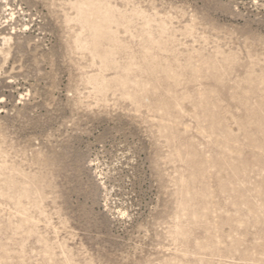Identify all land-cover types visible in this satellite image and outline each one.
Listing matches in <instances>:
<instances>
[{"label": "rangeland", "instance_id": "374dc122", "mask_svg": "<svg viewBox=\"0 0 264 264\" xmlns=\"http://www.w3.org/2000/svg\"><path fill=\"white\" fill-rule=\"evenodd\" d=\"M75 1L0 0V264H264V0H104L102 94Z\"/></svg>", "mask_w": 264, "mask_h": 264}, {"label": "bare ground", "instance_id": "6f19581e", "mask_svg": "<svg viewBox=\"0 0 264 264\" xmlns=\"http://www.w3.org/2000/svg\"><path fill=\"white\" fill-rule=\"evenodd\" d=\"M75 10V18L70 21L80 25L82 29H85L91 34L92 37V52L94 57L100 60L101 67L98 72L93 75L86 76L84 82L92 86L96 93L102 94L105 92L110 85L116 84L117 86H126L129 83V75L133 71L130 69L125 74H119L114 79L107 80L104 72L110 68V65L114 64L115 52H128L129 48L120 43L116 37L115 32L112 31V25H119L120 21L127 19L125 14L119 13L111 6H109L104 0H76L72 5ZM68 21V19H66ZM128 26H125L127 29ZM162 30V29H161ZM160 30V32H162ZM186 32L191 30L190 27L185 28ZM81 38L77 35L72 37L75 49L84 50L87 49L86 44H81ZM101 40H107L110 46L107 50L101 51L100 42ZM147 43L150 46H155L156 41L148 35ZM141 56L144 62L145 71L148 75L153 76L160 69V65L157 60L152 56L150 47H145L141 52ZM132 59H135L131 55ZM141 68H138L140 70ZM163 73L172 79L173 83L176 84L179 81L180 75L173 72L170 68L165 67ZM140 87V84H135ZM129 95V94H128ZM127 95V96H128ZM130 99H135L132 96H128ZM175 237L181 238L184 234L183 228L175 229Z\"/></svg>", "mask_w": 264, "mask_h": 264}, {"label": "snow or ice", "instance_id": "6c2138e0", "mask_svg": "<svg viewBox=\"0 0 264 264\" xmlns=\"http://www.w3.org/2000/svg\"><path fill=\"white\" fill-rule=\"evenodd\" d=\"M0 103H2V101H0Z\"/></svg>", "mask_w": 264, "mask_h": 264}]
</instances>
